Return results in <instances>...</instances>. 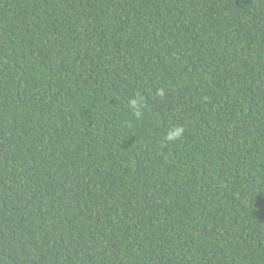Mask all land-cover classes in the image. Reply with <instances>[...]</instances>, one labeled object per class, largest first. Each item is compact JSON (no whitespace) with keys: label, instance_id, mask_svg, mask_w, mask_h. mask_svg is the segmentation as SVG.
Segmentation results:
<instances>
[{"label":"trees","instance_id":"1","mask_svg":"<svg viewBox=\"0 0 264 264\" xmlns=\"http://www.w3.org/2000/svg\"><path fill=\"white\" fill-rule=\"evenodd\" d=\"M0 264H264V0H0Z\"/></svg>","mask_w":264,"mask_h":264},{"label":"clouds","instance_id":"2","mask_svg":"<svg viewBox=\"0 0 264 264\" xmlns=\"http://www.w3.org/2000/svg\"><path fill=\"white\" fill-rule=\"evenodd\" d=\"M181 131H182L181 129H178L177 132H176L175 134H173V135L178 136V135L180 134ZM169 138L171 139L172 136H170Z\"/></svg>","mask_w":264,"mask_h":264}]
</instances>
